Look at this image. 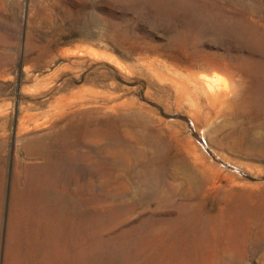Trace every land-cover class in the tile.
I'll use <instances>...</instances> for the list:
<instances>
[{
    "label": "rangeland",
    "instance_id": "rangeland-1",
    "mask_svg": "<svg viewBox=\"0 0 264 264\" xmlns=\"http://www.w3.org/2000/svg\"><path fill=\"white\" fill-rule=\"evenodd\" d=\"M0 264H264V0H0Z\"/></svg>",
    "mask_w": 264,
    "mask_h": 264
},
{
    "label": "bare ground",
    "instance_id": "bare-ground-1",
    "mask_svg": "<svg viewBox=\"0 0 264 264\" xmlns=\"http://www.w3.org/2000/svg\"><path fill=\"white\" fill-rule=\"evenodd\" d=\"M88 50H89V49H88ZM91 52L94 53V54H97V55H101V53H100L99 51L97 52V51L91 50ZM104 54H105V52H104ZM104 54H103V55H104ZM110 56H111V55H110ZM103 57H106V56L104 55ZM108 58H109V57H108ZM197 80H198V79H197ZM205 83H206V81H205ZM205 83H204V84H205ZM206 85H207V84H206ZM207 86H208V85H207ZM207 86H206V87H207ZM208 88H209V87H208ZM212 88H213V87H212ZM209 89H210V88H209ZM213 90H214V89H213ZM207 91H208V89H207ZM211 91H212V89H211ZM214 91H215V90H214ZM209 92H210V90H209ZM212 92H213V91H212ZM215 92H216V91H215ZM210 93H211V92H210ZM213 94H214V93H213ZM211 95H212V93H211ZM214 95H215V94H214ZM216 96H217V93H216ZM212 97H214V96L212 95Z\"/></svg>",
    "mask_w": 264,
    "mask_h": 264
}]
</instances>
